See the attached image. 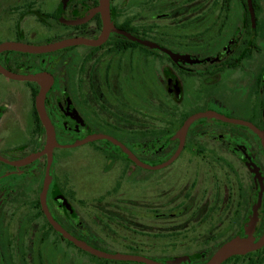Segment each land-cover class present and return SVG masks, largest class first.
<instances>
[{
  "label": "flooded vegetation",
  "instance_id": "1",
  "mask_svg": "<svg viewBox=\"0 0 264 264\" xmlns=\"http://www.w3.org/2000/svg\"><path fill=\"white\" fill-rule=\"evenodd\" d=\"M100 3L0 0V45L100 41L0 51L4 71L49 76L55 141L48 150L41 85L0 72V264H146L92 254L46 212L84 246L159 264L258 242L264 0H107L105 31ZM220 264H264V243Z\"/></svg>",
  "mask_w": 264,
  "mask_h": 264
},
{
  "label": "water",
  "instance_id": "2",
  "mask_svg": "<svg viewBox=\"0 0 264 264\" xmlns=\"http://www.w3.org/2000/svg\"><path fill=\"white\" fill-rule=\"evenodd\" d=\"M248 4L249 7L251 9L250 6V0H248ZM99 12L101 13L102 16V20H103V24H104V31L107 29V25H108V9H107V0H101L100 3V7H99ZM104 35V32H103ZM103 35L101 37V39H103ZM100 41H96V42H86L80 39H67V40H63V41H59V42H55V43H49V44H45V45H40V46H31V45H25V44H17V43H4L0 45V51L3 50H16V51H21V52H27V53H35V54H43V53H49V52H53L55 50H58L60 48L63 47H67L73 44H78V43H87V44H97ZM0 72L2 74H4L7 77L10 78H14V79H22V80H27V81H35L38 82L41 85V89L38 92V95L36 97V110L38 112L40 121L42 122V124L45 127L46 130V136H47V146H48V150L51 147V144L55 143L54 141V136H53V131L52 128L47 120L46 114L44 112V106H43V100H44V96H45V92L47 90L46 86H43L41 84V79H47L49 76L47 74H36V75H28V76H24V77H20V76H15L12 75L6 71H4L2 68H0ZM204 114H198V115H194L192 117H190L181 127L180 131H179V136L182 138L186 132V129L188 127V125L196 118L203 116ZM181 147V145H180ZM180 147H178V149L176 150V152L173 154V156L164 164L155 167L153 169H157L160 167H164L167 164L171 163L179 154L180 151ZM125 152L129 155V157L131 159H135L133 158L126 150ZM49 161H50V154L48 153V162H47V168H46V173H45V180H44V189L42 192V206H44V194H45V190H46V186H47V182H48V168H49ZM45 207V206H44ZM45 209V208H44ZM46 215L50 221V223L56 228V230H58L59 232H61L66 238L70 239L71 241L75 242L78 246L83 247L84 249H86L87 251L91 252L94 255H97L101 258L104 259H109V260H130V261H140V262H144L146 264H159V263H155V262H151L148 261L146 259L143 258H138V257H130V256H123L120 254H105L102 252H99L95 249H92L90 247L84 246L83 244H80L78 242H76L73 238H71L70 236H68L63 230H61L59 228V226H57L55 224V222L51 219V217L47 214ZM254 220L252 221V225L253 226ZM250 237V233H248V237L247 238H235L225 244H223L218 250H216L214 252V254L204 263V264H220L221 262H223L225 259H227L228 257L232 256V255H236V254H243L245 252L254 250L259 248L263 243H264V237L262 239H260L258 242L256 243H252L251 241V237Z\"/></svg>",
  "mask_w": 264,
  "mask_h": 264
}]
</instances>
